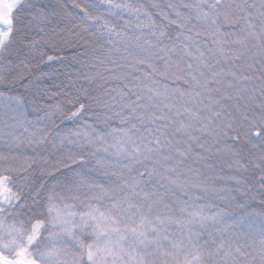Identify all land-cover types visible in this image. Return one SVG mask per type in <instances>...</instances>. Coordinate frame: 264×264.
<instances>
[{"label": "snow or ice", "instance_id": "6c2138e0", "mask_svg": "<svg viewBox=\"0 0 264 264\" xmlns=\"http://www.w3.org/2000/svg\"><path fill=\"white\" fill-rule=\"evenodd\" d=\"M0 140V264H264V0H0Z\"/></svg>", "mask_w": 264, "mask_h": 264}, {"label": "trees", "instance_id": "16d2710c", "mask_svg": "<svg viewBox=\"0 0 264 264\" xmlns=\"http://www.w3.org/2000/svg\"><path fill=\"white\" fill-rule=\"evenodd\" d=\"M6 148L5 142L3 140H0V153H3ZM26 155H31L30 152H26Z\"/></svg>", "mask_w": 264, "mask_h": 264}]
</instances>
